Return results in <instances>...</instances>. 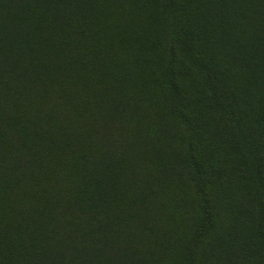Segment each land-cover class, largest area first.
Wrapping results in <instances>:
<instances>
[{"label": "rangeland", "instance_id": "374dc122", "mask_svg": "<svg viewBox=\"0 0 264 264\" xmlns=\"http://www.w3.org/2000/svg\"><path fill=\"white\" fill-rule=\"evenodd\" d=\"M84 2L92 40L40 43L27 17L25 41L50 68L27 52L17 60L14 42L2 60L0 81L32 66L20 87L28 111L2 93L0 133L16 114L24 131L9 147L39 169L14 185L0 151V230L11 199L21 230L83 234L80 214H105L123 234L120 264H264V0ZM94 252L87 264H107Z\"/></svg>", "mask_w": 264, "mask_h": 264}, {"label": "trees", "instance_id": "16d2710c", "mask_svg": "<svg viewBox=\"0 0 264 264\" xmlns=\"http://www.w3.org/2000/svg\"><path fill=\"white\" fill-rule=\"evenodd\" d=\"M30 1L31 4L28 5L26 3L27 0H0V30L2 32V38L0 37L1 61L7 56L11 49L8 47L9 44L14 42L18 45V50L15 54L17 60H21L22 52H27L31 56H34L32 59L33 63H37L38 65L41 64L43 68L46 66L50 68L51 64L48 62H50L51 59L48 56H45L46 59L40 58L37 55V45L34 42H26L30 40L31 33L33 34L34 31H38L42 37L40 43L44 44H49V42L52 44L53 41L57 39V42H60V40L66 41L68 46L73 47L78 38L83 37L84 40L93 39L94 33L93 30L90 29V22L89 24L87 23L86 12L81 8L82 4L86 6L84 0ZM27 17L31 19L34 18L37 25L36 27L41 26L42 29L34 31L32 28L29 29L27 20H25ZM53 34H58L57 38L53 37ZM59 35L62 36V39ZM5 36H11L12 39L8 40ZM2 63L3 61L0 63V66ZM19 63L16 65L13 74L10 73L11 71L9 70H2L6 78L0 81V98L2 93L5 94V96L12 95L10 93H16L19 96V99L16 100L17 111L20 110V112L26 114L28 111L27 107L31 102L25 103V101L21 100L20 93L22 92L23 94L25 90L27 92L29 88L21 91L20 87L25 88V84L22 83L21 79L25 78L26 80L30 77L27 70H30L32 66L29 65L28 62H26L27 65L25 66H20ZM55 67V73H57V66ZM1 78L2 77H0V79ZM33 82L36 81L33 80L32 83ZM6 85H10L11 90H9V88L7 89ZM35 88L37 89L38 87ZM83 100L87 102L86 105L83 106V109L86 110L90 102L87 98ZM7 113L9 116H6V119L10 121L11 129H8V132L4 130L3 134L0 133V149H2L0 151H2L1 153L9 160V162H7L9 165L7 170L11 172V175H7L5 178L13 182L14 185L17 184L20 186L26 177L23 172L28 168H31V170L39 169L38 162L34 159L21 161L22 158L20 160L16 151H13V149L9 147L8 141L12 137V132L17 129L23 132L24 128H22V124L16 114ZM4 139L6 141H4ZM3 172L4 170H0V173ZM28 192L31 193L26 194L28 197H35L32 191L29 190ZM97 195L100 197L98 203L102 206L104 198L103 192ZM83 201L84 203H88L89 200L86 197ZM6 203L8 206L7 210L11 213V221H7L9 224L0 230V264H55L60 257L68 258V264H87L88 253H95L94 251L96 249H98L100 254H104L105 252L108 254L107 259H105L107 264H120L122 263L120 260H125L127 258V254L119 251V247L122 245L119 241L123 234H120L118 223L102 225V220H99V218L104 217L105 214H102L103 216L101 217L100 214L97 213V215L92 216V218H89L85 214H80L79 220H74L75 222H73L77 223L83 221L81 222V226L84 227L83 232H85L83 234L80 233L79 230H75L76 227H74V231H72L71 224L61 226L58 234L55 233V228H52L48 233H44L42 226L34 222L32 223L34 224L32 225L33 228L26 226L24 230H21L17 222V218L20 217V210L17 207L19 205L11 199L7 200ZM8 212H3V219L7 218ZM56 237H59L58 246L54 247L51 241L56 239ZM90 261V264H94L95 259L92 258ZM95 264L100 263L95 261Z\"/></svg>", "mask_w": 264, "mask_h": 264}]
</instances>
